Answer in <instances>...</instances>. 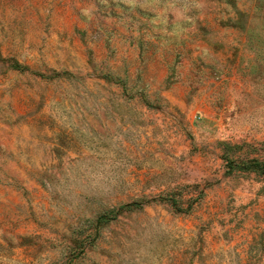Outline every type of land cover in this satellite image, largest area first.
<instances>
[{
    "label": "rangeland",
    "instance_id": "rangeland-1",
    "mask_svg": "<svg viewBox=\"0 0 264 264\" xmlns=\"http://www.w3.org/2000/svg\"><path fill=\"white\" fill-rule=\"evenodd\" d=\"M229 162L264 163V0H0V264H264Z\"/></svg>",
    "mask_w": 264,
    "mask_h": 264
},
{
    "label": "trees",
    "instance_id": "trees-1",
    "mask_svg": "<svg viewBox=\"0 0 264 264\" xmlns=\"http://www.w3.org/2000/svg\"><path fill=\"white\" fill-rule=\"evenodd\" d=\"M228 164L231 165V162H229ZM229 168L230 169L240 168V169L247 170V171L258 170V171H261L264 174V163L253 162L250 165H246V166H244V165L243 166L234 165V167H232V165H231ZM125 207H132V205H126Z\"/></svg>",
    "mask_w": 264,
    "mask_h": 264
}]
</instances>
